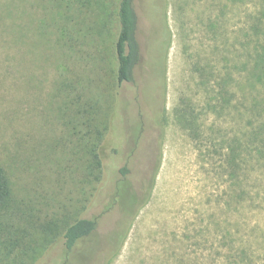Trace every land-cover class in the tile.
Listing matches in <instances>:
<instances>
[{"label": "rangeland", "instance_id": "374dc122", "mask_svg": "<svg viewBox=\"0 0 264 264\" xmlns=\"http://www.w3.org/2000/svg\"><path fill=\"white\" fill-rule=\"evenodd\" d=\"M118 2L0 0V169L11 190L0 264H97L98 254L101 264H264V0H165V123L131 162L134 178L139 163L141 177L151 160V178L158 162L150 196L112 257L100 251L116 250L108 233L66 250L60 234L91 187L78 139L86 130L70 117L90 102L104 123L116 95L132 93L116 89ZM152 30L157 59L167 36L156 41ZM105 144L106 187L117 160Z\"/></svg>", "mask_w": 264, "mask_h": 264}, {"label": "trees", "instance_id": "16d2710c", "mask_svg": "<svg viewBox=\"0 0 264 264\" xmlns=\"http://www.w3.org/2000/svg\"><path fill=\"white\" fill-rule=\"evenodd\" d=\"M166 6L165 0H119L117 7L118 34L115 41L116 89H122V91L131 89L132 93L125 98L124 95L121 98L119 93L118 97L116 95V104L110 108L104 123H101V116L96 112L97 105L90 102L78 105L71 115L75 118L70 117V123L77 120L79 124V120H82L81 126H84L86 130L76 136L82 140L81 144L83 143L81 150L83 165L81 168L86 176L84 182L85 185H91V187L90 193L86 197L84 193L87 189L83 190L82 188V192L80 191L79 195L83 194L85 199H80L82 204L80 203L81 206L76 211V218L66 221L60 234L68 251L79 241L91 237L97 230L102 217L99 214V216L94 214L92 217H88L87 214L90 212L91 205H98L100 202L101 188L104 187L100 184L108 175L105 165V142L108 143L107 146L111 144L110 155L112 159L117 160L114 164L117 177L111 179L113 182L109 185L111 190L108 193L109 201L107 203L114 204L116 202L119 211L126 213L121 232L116 240V250L109 253L108 258L119 250L132 219L148 201L158 170V162L154 167L153 176L142 188L141 197L135 195L136 192H130L129 185L132 176L128 164L118 167V163L122 158L129 160L135 154L141 141L154 125L159 135L164 127L165 62L166 49L170 41L165 17ZM148 20H151V25L147 23ZM159 20L164 24L163 29L156 26ZM154 23L156 24L154 25ZM143 28H146L144 41L140 39ZM151 29L156 31H151V35L155 37L156 41H158V35L160 36L162 32L166 31L167 37L160 41L162 51L157 59L154 51L151 52L150 49L149 31ZM73 105V100L69 99L65 102L64 107L68 110ZM111 130L113 133H117L116 142L110 139L107 141ZM10 196L9 182L3 170L0 169V207L10 199Z\"/></svg>", "mask_w": 264, "mask_h": 264}, {"label": "flooded vegetation", "instance_id": "af4514ba", "mask_svg": "<svg viewBox=\"0 0 264 264\" xmlns=\"http://www.w3.org/2000/svg\"><path fill=\"white\" fill-rule=\"evenodd\" d=\"M145 138H146V136L143 138V140L141 141V144H140V146L143 144V145H145L144 143H145ZM139 148V147H138ZM155 149V148H154ZM138 150V149H137ZM137 150L135 151V154H136V152H137ZM144 151H145V149H144ZM145 153V152H144ZM143 153V154H144ZM153 153H155V150L153 151V150H151V154H153ZM135 154L128 160L127 158H122L121 160H120V166L122 165H124V164H128V166H129V169H130V174H131V176H132V166H131V162H132V160H133V158H134V156H135ZM142 157H143V155H142ZM142 157H141V159H142ZM141 159H140V162H141ZM151 165H152V163H151V160H150V163L142 170V176L140 177L139 176V173H140V163H139V166H138V171H139V173H138V176H137V178H134V177H130V180H131V184L129 185L130 187H129V189H130V192H136L135 193V195H137L138 197H141L142 195H141V191H142V188H143V186H144V184L145 183H147L148 181V179H149V169H151ZM115 176L117 177V172L115 173ZM113 179H115V177L113 178ZM113 181L111 180V183H112ZM110 183V184H111ZM101 185L102 186H104L105 187V179H104V181L101 183ZM101 188V191L102 190H105V197H104V199H103V202H101L102 203V205H104L103 207H102V210H101V212L99 213V215H102V217L100 218V220H99V224H98V228H97V230L95 231V233H97L98 232V236H100V237H102L103 235H105V234H109L110 235V240H109V242L108 243H114L116 240H117V237L119 236V233L121 232L120 230V228H121V226H122V224H123V222H124V220H125V218H126V213H121L120 211H119V208H118V205H117V203L115 202L114 204H108L107 202L109 201V199H108V193H109V191L111 190V188L109 187V185L108 186H106L105 188ZM107 197V198H106ZM100 203V204H101ZM115 210H117L118 211V214L114 217V219L111 221V223L109 224V227H108V229L103 233L102 232V229H101V223H102V221H103V219H104V217L106 216V215H108L109 213H111V212H113V211H115ZM99 215H97V216H99ZM94 233V234H95ZM93 234V235H94ZM92 235V236H93ZM107 249L108 248H106V245L104 244V247L102 248L101 247V250L100 251H102V254H103V256L105 255H108L109 254V252L107 251ZM103 259V258H102ZM102 259L100 258L99 259V254L97 255V257H96V261H98L97 262V264H101V261H102ZM95 261V262H96Z\"/></svg>", "mask_w": 264, "mask_h": 264}, {"label": "water", "instance_id": "95a60500", "mask_svg": "<svg viewBox=\"0 0 264 264\" xmlns=\"http://www.w3.org/2000/svg\"><path fill=\"white\" fill-rule=\"evenodd\" d=\"M154 150H156V152H157V147H156V149H154ZM155 166V165H154Z\"/></svg>", "mask_w": 264, "mask_h": 264}, {"label": "bare ground", "instance_id": "6f19581e", "mask_svg": "<svg viewBox=\"0 0 264 264\" xmlns=\"http://www.w3.org/2000/svg\"><path fill=\"white\" fill-rule=\"evenodd\" d=\"M171 56V55H170Z\"/></svg>", "mask_w": 264, "mask_h": 264}]
</instances>
